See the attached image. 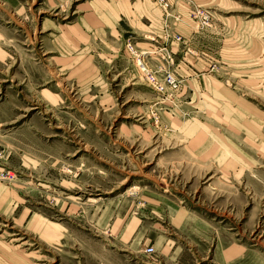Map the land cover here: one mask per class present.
<instances>
[{"label": "rangeland", "instance_id": "obj_1", "mask_svg": "<svg viewBox=\"0 0 264 264\" xmlns=\"http://www.w3.org/2000/svg\"><path fill=\"white\" fill-rule=\"evenodd\" d=\"M166 1L0 0V264H264V0Z\"/></svg>", "mask_w": 264, "mask_h": 264}, {"label": "built area", "instance_id": "obj_2", "mask_svg": "<svg viewBox=\"0 0 264 264\" xmlns=\"http://www.w3.org/2000/svg\"><path fill=\"white\" fill-rule=\"evenodd\" d=\"M159 2L162 4L165 10H168L167 8L169 7V3L166 0H159ZM168 15L169 13L166 11V16ZM192 15L198 21V24L201 25V27L208 25L210 22V15L208 11L202 8L194 6ZM140 70L144 73V78L146 82L154 89L162 90L167 87L170 90H173L178 86V81L170 72H166L163 79L161 80L157 76V72L149 69L143 64H141ZM146 251L152 252L153 248L148 247L146 248Z\"/></svg>", "mask_w": 264, "mask_h": 264}]
</instances>
